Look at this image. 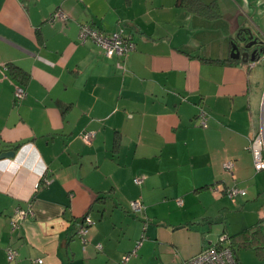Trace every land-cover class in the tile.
Here are the masks:
<instances>
[{
    "label": "crops",
    "instance_id": "0c3cea01",
    "mask_svg": "<svg viewBox=\"0 0 264 264\" xmlns=\"http://www.w3.org/2000/svg\"><path fill=\"white\" fill-rule=\"evenodd\" d=\"M198 1L218 15L182 0H0V154L15 153L0 159V264H122L134 250L125 264H181L254 228L264 246V175L248 149L264 126V59L230 57L244 31L264 42V0ZM55 11L67 20L50 22ZM83 24L104 34L121 24L135 50L107 59L78 41ZM15 209L32 216L12 231ZM235 257L259 264L252 248Z\"/></svg>",
    "mask_w": 264,
    "mask_h": 264
},
{
    "label": "built area",
    "instance_id": "2783aa9c",
    "mask_svg": "<svg viewBox=\"0 0 264 264\" xmlns=\"http://www.w3.org/2000/svg\"><path fill=\"white\" fill-rule=\"evenodd\" d=\"M59 20L61 22H65L67 20V16L61 11H55L49 21L54 22ZM78 41L81 44H84L88 41L95 44L99 47L103 55L107 59H111L113 57L116 58H124L135 50V43L132 39L130 33L126 32L123 25L118 24L115 32L111 34H104L99 32L98 30L92 28L87 24H83L79 27L78 32ZM26 93L22 86L15 85L14 86V99L15 101H20L25 97ZM199 125L202 128L207 127L208 115L200 109L198 113ZM93 138L91 133H83L81 135V139L85 144H89ZM248 149L252 155L253 159V168L256 172L264 171V126H261L259 131L250 139ZM223 169L227 172L232 179L234 164L232 161H227L223 164ZM134 183L139 185L142 183V179H134ZM42 185L46 186L49 184V180L47 178H43L41 180ZM39 185L35 187L38 188ZM209 190L216 195L227 196L230 199H234L237 196H245V191L238 189L236 187H218L213 186L210 187ZM178 205H181V200H176ZM131 211L134 213L142 212L143 206L140 201H134L130 203ZM29 216H32V211L30 209L22 210L15 209L13 216L10 219L11 230H15L22 221H24ZM93 222L89 218L88 215H85L82 219V224L78 229V236L81 240V243L85 245L87 243L86 237L88 234L89 228L92 226ZM141 242L137 244L138 248ZM97 249L100 250L101 246L97 245ZM135 254V250L131 253L126 254L122 259V264H125L129 257ZM18 257V252L13 248L6 249V259L8 262H15ZM38 264L42 263V260L36 261ZM181 264H239L232 249L229 246V242L227 236L222 235L218 239V243L214 246H211L196 256L183 261Z\"/></svg>",
    "mask_w": 264,
    "mask_h": 264
},
{
    "label": "trees",
    "instance_id": "16d2710c",
    "mask_svg": "<svg viewBox=\"0 0 264 264\" xmlns=\"http://www.w3.org/2000/svg\"><path fill=\"white\" fill-rule=\"evenodd\" d=\"M184 7L200 16L205 18H215L218 15L217 8L213 4L205 5L200 3L198 0H182ZM129 33V32H128ZM132 36V35H131ZM8 71L13 80H16L19 83L20 78L22 83H24L25 76L18 69L13 66H8ZM260 234L259 229H252L250 231H244L237 236L229 237L227 236L229 246L232 249L234 255L236 251L240 248H252L257 252L259 257V264H264V246H259L258 235ZM218 243V242H217ZM216 243V244H217ZM215 244V245H216ZM214 246V245H213Z\"/></svg>",
    "mask_w": 264,
    "mask_h": 264
},
{
    "label": "water",
    "instance_id": "95a60500",
    "mask_svg": "<svg viewBox=\"0 0 264 264\" xmlns=\"http://www.w3.org/2000/svg\"><path fill=\"white\" fill-rule=\"evenodd\" d=\"M240 50H251V53L250 55L249 53L245 52L244 54H241ZM230 57L232 59H240L241 57H246V59L243 60L246 62H254L259 59H264V42L254 38L250 31H244L243 35L239 38L238 43L232 45ZM14 156L15 153L12 151L4 152L0 154V159L13 158Z\"/></svg>",
    "mask_w": 264,
    "mask_h": 264
},
{
    "label": "flooded vegetation",
    "instance_id": "af4514ba",
    "mask_svg": "<svg viewBox=\"0 0 264 264\" xmlns=\"http://www.w3.org/2000/svg\"><path fill=\"white\" fill-rule=\"evenodd\" d=\"M244 52H245V53H249V55H250L251 50H249V51H247V50H240V53H241V54H244ZM249 55H248V58H249ZM245 59H246V57H241V58H240V60H242V61L245 60Z\"/></svg>",
    "mask_w": 264,
    "mask_h": 264
},
{
    "label": "rangeland",
    "instance_id": "374dc122",
    "mask_svg": "<svg viewBox=\"0 0 264 264\" xmlns=\"http://www.w3.org/2000/svg\"><path fill=\"white\" fill-rule=\"evenodd\" d=\"M261 173H262V175H264V171H262ZM132 213H133V215H135V216H141V219H142L143 221L145 220L144 217L142 216V214L134 213V212H132Z\"/></svg>",
    "mask_w": 264,
    "mask_h": 264
}]
</instances>
